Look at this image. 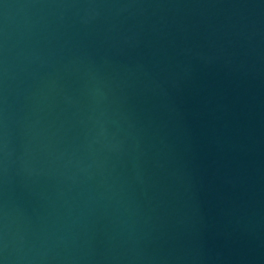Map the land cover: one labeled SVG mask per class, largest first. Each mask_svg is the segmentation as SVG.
I'll return each instance as SVG.
<instances>
[{"label": "water", "instance_id": "95a60500", "mask_svg": "<svg viewBox=\"0 0 264 264\" xmlns=\"http://www.w3.org/2000/svg\"><path fill=\"white\" fill-rule=\"evenodd\" d=\"M0 264H264V0H0Z\"/></svg>", "mask_w": 264, "mask_h": 264}]
</instances>
